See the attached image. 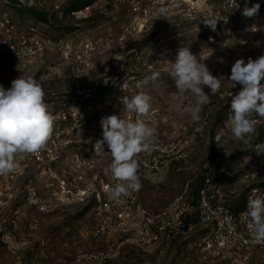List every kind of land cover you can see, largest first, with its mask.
Returning a JSON list of instances; mask_svg holds the SVG:
<instances>
[{
	"label": "rangeland",
	"instance_id": "obj_1",
	"mask_svg": "<svg viewBox=\"0 0 264 264\" xmlns=\"http://www.w3.org/2000/svg\"><path fill=\"white\" fill-rule=\"evenodd\" d=\"M138 1L147 6L148 12L153 15L158 8L165 7L169 19H152L146 31L128 36L130 30L132 32L134 20L140 16L120 0H95L88 9H81L75 16L64 14V11L62 16L52 15L53 25H38L39 30L62 34L70 31L65 28H73L71 31H75L79 38L92 40L95 50L89 67L66 62L57 54L47 52L35 57L27 67L6 66L2 72L1 85L10 88L12 80L20 76L33 77L39 81L46 94L48 108H56L67 99L78 101L79 96L98 97L121 84L128 85L133 95L139 92L149 94L152 108L141 119L155 129L157 139L163 143L188 141V155L169 163L161 183L153 185L142 182L137 195V202L142 207L159 209L186 184H194L201 174L209 176L212 182L219 178H228L227 181L238 179L236 190L241 195L247 185L262 184L264 153L243 154L247 147L231 133V96L237 94L242 86L235 85L227 77L231 75V66L236 59L242 57L247 62L249 58L255 60L264 55V0H247L249 7L260 4L259 13L253 18L242 15L245 0L238 3L239 9L225 8L223 14L225 19L228 17L227 22L219 20L215 31L203 23L204 19H190L189 12L177 0ZM208 1L216 7L215 3L220 0ZM9 9L12 19L31 18L19 14L16 7ZM91 16L96 19L83 21ZM253 24L260 30L244 31ZM227 28L231 30L230 35ZM212 34H215L214 40L208 42L206 36ZM241 39L246 43L240 44ZM182 45H188L214 76H223L220 92L211 97L209 104L201 106L198 121H193L183 111L195 98H182L177 93L174 81L168 76L167 60L174 62L177 49ZM151 71H159L160 78L155 83L137 88V82ZM261 83L264 84V80ZM204 91L210 93L207 86ZM224 114L226 119L220 124L219 119ZM252 119L256 121L257 129L264 124V120ZM212 131L216 135L223 132L216 147L217 157L234 155V159L221 168H210L208 163L209 135ZM3 179L4 176L0 174V181ZM46 181L43 176L31 182L28 178H20L18 191L11 204L9 219L13 223L0 228V264H96L77 258L79 252L100 250L105 245L103 238L93 236L89 216L80 213V206L42 212L30 204L34 198L33 192L39 197L43 194ZM240 197L229 194L222 201L232 207ZM190 218H195L194 213ZM203 233L196 222L191 223L186 231L180 230L167 246L144 252L124 245L116 259L103 264H226L204 257L198 245ZM248 264H264V256L254 255Z\"/></svg>",
	"mask_w": 264,
	"mask_h": 264
},
{
	"label": "built area",
	"instance_id": "obj_2",
	"mask_svg": "<svg viewBox=\"0 0 264 264\" xmlns=\"http://www.w3.org/2000/svg\"><path fill=\"white\" fill-rule=\"evenodd\" d=\"M64 1L34 0L32 3L31 0H0V85L6 66L27 67L35 57L47 52L57 54L66 62L89 67L95 50L92 40L79 38L75 31L50 34L38 27L44 24L49 27V23L31 18L17 21L12 19L9 11L10 7L32 5L36 10L46 12L48 22H51V14L62 16ZM177 1L189 12L190 19L225 18L223 10L234 9L231 0L214 2L216 7L210 5L208 0ZM120 2L140 16L134 20L132 32L130 30L128 36L146 31L152 19L161 20L157 14L148 12L147 6L142 4L143 7L138 0ZM236 2L241 3V0ZM88 8L86 6L83 9ZM81 11L71 14L75 16ZM226 31L228 35L231 34L230 28ZM213 35L206 36L208 42L214 40ZM123 95H133L126 84L107 90L95 98L84 95L81 100H66L56 108H49L54 118V131L49 141L36 154L18 153L14 170L2 174L0 228L13 223L9 219L11 204L18 191L20 178H28L31 182L43 176L47 179L42 183L45 191L40 197L33 192L34 198L30 204L42 212L80 206L81 210L85 209L84 214L89 216L93 236L104 240V248L79 252L78 260L103 264L116 259L124 245L144 252L167 246L182 231L185 220L192 213L204 231L198 245L205 258L226 264H248L254 255L264 256V241L255 239L248 227L250 218L245 214L248 199L254 191L259 190V194H264V182L246 186L241 206L237 210L222 199L229 194L241 196V192L236 190L238 179L214 185L207 177L195 197L191 194L189 184H186L157 210L140 206L137 202L138 191H129L127 196L119 199L112 198L111 189L118 181L110 172L105 173L111 163V155L95 156L93 145L102 138L101 118L121 115L122 105L118 98ZM122 118L135 121L137 115L127 113ZM152 129L154 135L149 150L137 157L138 176L141 184L157 185L164 180L166 167L171 161L186 158L188 141L166 144L157 139L156 131ZM109 151L105 145V152Z\"/></svg>",
	"mask_w": 264,
	"mask_h": 264
},
{
	"label": "clouds",
	"instance_id": "obj_3",
	"mask_svg": "<svg viewBox=\"0 0 264 264\" xmlns=\"http://www.w3.org/2000/svg\"><path fill=\"white\" fill-rule=\"evenodd\" d=\"M34 3V0H31ZM234 9H239L236 0H231ZM260 4L248 6L247 0L242 10L245 18L258 15ZM159 19H169L168 10L160 7L156 10ZM225 18H208L203 23L216 30L217 22ZM260 29L255 25L247 26L244 31L256 32ZM240 44L246 43L240 40ZM259 41L256 42L259 45ZM159 62V61H158ZM168 76L174 81L178 94L184 98L194 97L193 103L184 107L183 111L193 121L200 119L199 112L203 105L211 102L222 87L221 77L214 76L204 61L198 59L188 45L177 49L175 61L167 60ZM161 76L159 71H151L136 84L142 88L149 83H155ZM232 83L242 86L241 90L231 96L230 121L231 133L234 138L245 145L248 150L258 154L264 153V142L253 144V138L258 135L256 120H264V55L247 62L241 57L231 66V75L227 77ZM207 86L210 93H205ZM45 92L33 77L20 76L11 82L10 88L0 85V174L12 172L18 153L36 154L49 141L54 131V118L45 102ZM121 115L102 117L100 125L102 138L93 145L95 156L111 155V163L105 173H111L118 182L111 189L113 199L127 196L129 191L141 188L138 176V155L148 151L154 135L153 129L141 117L148 115L152 108V97L146 92L132 96L123 95L118 98ZM127 113L137 114L135 121L122 118ZM223 132L217 133L215 140L219 143ZM105 145L110 150L105 152ZM250 222L248 227L258 241H264V194L255 190L247 202L245 213Z\"/></svg>",
	"mask_w": 264,
	"mask_h": 264
},
{
	"label": "trees",
	"instance_id": "obj_4",
	"mask_svg": "<svg viewBox=\"0 0 264 264\" xmlns=\"http://www.w3.org/2000/svg\"><path fill=\"white\" fill-rule=\"evenodd\" d=\"M95 0H69L63 4L62 6V12L64 11V14H70L71 12L77 11V10H81L86 6L91 5V3H93ZM19 14L22 15H26L27 17H31L34 18L38 21L44 22V23H49V25H53L52 22H48V15L46 12L44 11H39L36 10L35 7H33L32 5H25L22 6L20 8H18ZM52 15L55 14H51L50 16L52 17ZM96 19V17H88L85 18L83 21H89V20H94ZM66 30H69L68 32H71V29L73 28H65ZM62 33H66V32H62ZM101 90H98V92ZM96 97V96H95ZM94 96L91 98H95ZM68 100V99H67ZM79 100H81V96H79ZM71 101H73L71 99ZM226 119V114H224L220 119L219 122L220 124L223 123ZM257 133L258 135L256 137H254L253 139V144H259L261 142H263L264 139V124H262L261 126L258 127L257 129ZM216 134L212 131L209 135V151H208V163H209V167H224L226 164H229L230 161H232L234 159V155L233 156H229L227 158H218L217 154H216V147H217V142L215 140ZM254 151L252 150H248L246 149L243 154H250L253 153ZM209 178V176H207L206 174H201L196 178V181L194 184H191L190 188H191V194L193 195V197L196 196L197 194V190L203 185L205 178ZM228 178H219L217 179L215 182H212L213 180L210 179V182L214 185H223V184H227V183H231L232 181H234V179H229L227 181ZM259 185V184H258ZM244 193V192H243ZM243 193L240 197V200L237 202V204L235 206H233L234 210H237L240 206H241V200L243 197ZM85 210V209H84ZM81 210L80 213H84L85 211ZM196 219H192V218H187L184 222V226L182 227V231H186L191 223H195Z\"/></svg>",
	"mask_w": 264,
	"mask_h": 264
}]
</instances>
